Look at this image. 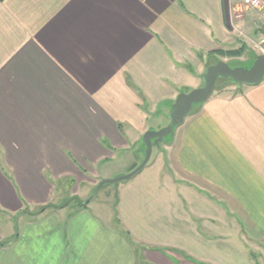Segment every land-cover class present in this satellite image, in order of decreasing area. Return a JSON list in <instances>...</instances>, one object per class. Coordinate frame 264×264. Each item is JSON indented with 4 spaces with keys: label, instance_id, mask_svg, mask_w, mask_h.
<instances>
[{
    "label": "crops",
    "instance_id": "1",
    "mask_svg": "<svg viewBox=\"0 0 264 264\" xmlns=\"http://www.w3.org/2000/svg\"><path fill=\"white\" fill-rule=\"evenodd\" d=\"M231 49L264 53L243 0H0V218L37 215L0 264H264V78L191 111L118 185L114 224L65 204L117 151L131 162L115 173L141 163L182 70L203 79Z\"/></svg>",
    "mask_w": 264,
    "mask_h": 264
},
{
    "label": "rangeland",
    "instance_id": "2",
    "mask_svg": "<svg viewBox=\"0 0 264 264\" xmlns=\"http://www.w3.org/2000/svg\"><path fill=\"white\" fill-rule=\"evenodd\" d=\"M245 6H247V5H245ZM255 11L257 12V10H255ZM257 14H258V12H257ZM239 37H242V34H239ZM230 56H232V55H229V57L228 56L227 57L221 56V58H222V60L227 61L232 67H236V66L250 67L255 61L253 55L248 57L247 59H239V58L230 57ZM213 60H214V57L209 58V61L211 64H212V62L213 63L215 62ZM209 65L210 64H208L207 66H209ZM182 71L186 74V78L182 83L176 85V89L179 90L180 93L188 92L194 88L201 87L204 85V79H202L201 77L196 75V72H198V68L193 67L192 69H190L189 72H187V70H182ZM235 89H236V85L234 84L233 81H231L230 79H226V78H223V79L219 78L214 91H218V92H222V93H233V92H235ZM199 104L200 103H195L192 107V111H194ZM168 116L169 115H167V117L164 118L165 121H167ZM144 134H145V132H144ZM144 134L142 136L141 141L138 142L141 145V149H142L141 163L144 161L145 156H146V146L144 145V143L142 141ZM171 137H172V134H169V135L164 137L163 141L160 143L159 146L158 145L153 146V151H152V155H151L152 160H154V158L157 156V154L159 153V150L162 148V146L165 145L166 143L170 142ZM136 147H137V145L135 147L131 148V150L135 149ZM132 155L134 156L135 153L133 152ZM129 162H131V153L129 151H121V150L117 151L116 157H113L106 165L100 166L98 168L100 171H104V169L110 170V174H111L110 176L111 177L103 178L101 180L114 179V178H117L120 176H124V175L130 173L138 165L141 164V163H139L136 167H134L130 171H127V169H124V171H120L122 173H115V172H117V170H122L124 168V166L127 165ZM123 181H125V179L119 180L117 182H105L101 186L100 190L94 195H93V193L95 191L96 186L92 189H88V193H83L82 187L80 188L79 184L77 185L76 183H74L71 189L69 187L67 188L68 193H66L65 197L68 198V200L65 201V204L74 203L72 205L73 207L71 209H72V211L75 212V210H77L75 208H78L80 206L79 202H77L78 198H80L81 200L91 198V202L89 203L90 204V206H89L90 210L95 212V214H97V215L98 214L101 215L103 220H104V223L106 225L114 224L115 221H113V219H110L109 216H110V214H113V212H114L115 203H116V199H117V187ZM74 188H76V191L74 190ZM73 195H75V196H73ZM36 216L37 215H30L27 217H23V220H22L21 219L22 216L18 215L14 218V221H11L6 216H2V218H0V224H1L2 229L6 232V236H9V235L15 233L16 231H18L16 228V224H18V226H22L23 221H27L28 219L34 218ZM43 223L44 222H42V224ZM22 229H24V227H22ZM19 232H20V229H19ZM24 233H25V235H36V224H34V226H33V231L27 232L26 230H24ZM99 262H100L99 264H102L101 260Z\"/></svg>",
    "mask_w": 264,
    "mask_h": 264
},
{
    "label": "water",
    "instance_id": "3",
    "mask_svg": "<svg viewBox=\"0 0 264 264\" xmlns=\"http://www.w3.org/2000/svg\"><path fill=\"white\" fill-rule=\"evenodd\" d=\"M219 78H231L238 86L243 84L254 85L261 82L264 78V53L259 54L250 67H232L227 61L222 59L207 66L203 75L204 85L188 92L180 93L172 104L169 113V123L159 130H148L145 132L142 140L146 145L144 161L124 176L99 181L93 195L100 190L105 182H117L122 179H127L139 171L150 159L153 146H159L165 136L174 132L175 127L191 113L195 103H201L208 99L215 90Z\"/></svg>",
    "mask_w": 264,
    "mask_h": 264
},
{
    "label": "trees",
    "instance_id": "4",
    "mask_svg": "<svg viewBox=\"0 0 264 264\" xmlns=\"http://www.w3.org/2000/svg\"><path fill=\"white\" fill-rule=\"evenodd\" d=\"M220 52H221V54H227V55H240L242 51L240 49H234V50L231 49V50H227V51L223 50V51H220ZM226 79H230L232 81L231 78H226ZM78 200H80V202H81V203L79 202L80 205H87L91 201V198H87L85 200H81V199L78 198ZM46 206H48V205L41 206L40 207L41 210H44ZM17 236H18V231H16L11 237H8V238H5V239H1L0 240V248L6 246L8 243H10L12 241V239H14Z\"/></svg>",
    "mask_w": 264,
    "mask_h": 264
},
{
    "label": "built area",
    "instance_id": "5",
    "mask_svg": "<svg viewBox=\"0 0 264 264\" xmlns=\"http://www.w3.org/2000/svg\"><path fill=\"white\" fill-rule=\"evenodd\" d=\"M243 3L257 10L259 16L264 19V0H243Z\"/></svg>",
    "mask_w": 264,
    "mask_h": 264
}]
</instances>
